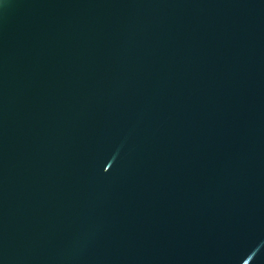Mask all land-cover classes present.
Here are the masks:
<instances>
[{
    "label": "water",
    "instance_id": "water-1",
    "mask_svg": "<svg viewBox=\"0 0 264 264\" xmlns=\"http://www.w3.org/2000/svg\"><path fill=\"white\" fill-rule=\"evenodd\" d=\"M0 264H264V0H0Z\"/></svg>",
    "mask_w": 264,
    "mask_h": 264
}]
</instances>
